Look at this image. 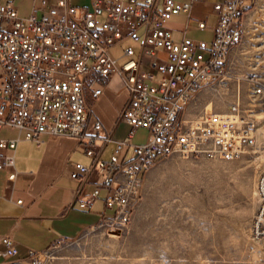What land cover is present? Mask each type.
<instances>
[{"label": "built area", "instance_id": "1", "mask_svg": "<svg viewBox=\"0 0 264 264\" xmlns=\"http://www.w3.org/2000/svg\"><path fill=\"white\" fill-rule=\"evenodd\" d=\"M210 3L197 18V4ZM254 0H33L21 16L14 0H0V171L17 177L15 151L21 140L41 147L43 135L71 136L90 157L72 162L71 177L94 190L79 199L82 209L97 200L111 213L99 224L126 229L147 172L174 153L237 160L257 145L255 107H264V81L246 75L253 104L240 98L225 111H200L204 90L230 89L231 57L248 36ZM184 15L195 29L210 30V41L175 39L170 20ZM213 16L214 21L209 17ZM130 41L132 44H126ZM123 47L120 61L114 49ZM163 54L165 56H163ZM118 75L129 92L121 119L130 134L114 141L99 121L88 131L91 103L103 93L101 77ZM147 129L142 144L132 142ZM16 131L17 137L3 136ZM115 147L109 157L106 151ZM253 236L264 239V167L256 183ZM22 199L18 203H22ZM0 258L20 260L18 244L0 239ZM44 252L28 250L21 264H39Z\"/></svg>", "mask_w": 264, "mask_h": 264}, {"label": "rangeland", "instance_id": "2", "mask_svg": "<svg viewBox=\"0 0 264 264\" xmlns=\"http://www.w3.org/2000/svg\"><path fill=\"white\" fill-rule=\"evenodd\" d=\"M14 1L21 16L30 14L33 0ZM246 26L248 36L233 55L230 89L201 92L200 111H225L238 97L245 108L253 107L251 85L240 77L256 73L264 81V0H254ZM188 35L213 37L210 30L190 29ZM255 111L257 145L242 157H165L147 172L126 229L98 224L77 239L56 242L39 264H264V239L252 233L256 183L264 167V107ZM147 137L148 132L137 135L140 142ZM21 260L25 255L0 258V264Z\"/></svg>", "mask_w": 264, "mask_h": 264}, {"label": "crops", "instance_id": "3", "mask_svg": "<svg viewBox=\"0 0 264 264\" xmlns=\"http://www.w3.org/2000/svg\"><path fill=\"white\" fill-rule=\"evenodd\" d=\"M188 1V0H185ZM210 3H199L194 16H206L202 10H210ZM214 21V17H209ZM196 20H189L180 15L169 21L175 39L188 35L195 29ZM126 44H132L128 41ZM120 61L123 60V47L114 49ZM234 55V54H233ZM231 57L230 75L234 56ZM99 85L103 87L102 95L91 103L88 131H93V124L99 121L103 133L110 134L114 141H121L130 134L131 127L121 119L129 92L118 75L110 78L101 77ZM202 93L197 96L200 101ZM202 103L212 106L215 104ZM200 106V105H199ZM204 109L206 107H203ZM202 109L201 111H203ZM138 129L132 142L142 144L137 138ZM3 136L17 137L16 131H6ZM44 143L37 147L35 143L21 140L15 151V170L17 177L10 181L5 171H0V239L9 236L19 246L21 256L28 250L44 252L60 240L77 239L86 230L97 226L104 215L111 212L106 209L103 200H97L91 209H82L79 199L90 194L94 184L81 187L80 182L71 177L72 162L90 163V157L78 144V139L71 136L51 137L43 135ZM115 143L109 144L106 157H109ZM22 199V203L18 200ZM2 247L0 243V248Z\"/></svg>", "mask_w": 264, "mask_h": 264}]
</instances>
